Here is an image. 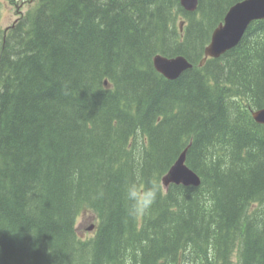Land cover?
<instances>
[{"label": "trees", "instance_id": "1", "mask_svg": "<svg viewBox=\"0 0 264 264\" xmlns=\"http://www.w3.org/2000/svg\"><path fill=\"white\" fill-rule=\"evenodd\" d=\"M239 1L34 0L0 35V264H264V20L199 66ZM158 54L193 68L168 80ZM185 149L201 186L165 188Z\"/></svg>", "mask_w": 264, "mask_h": 264}, {"label": "water", "instance_id": "2", "mask_svg": "<svg viewBox=\"0 0 264 264\" xmlns=\"http://www.w3.org/2000/svg\"><path fill=\"white\" fill-rule=\"evenodd\" d=\"M182 8L194 13L199 7L200 0H179ZM264 20V0H242L230 7L224 21L213 31L211 41L205 49L200 67H204L208 59H219L236 48L242 41L250 25ZM157 72L166 79L174 81L183 73L193 68V64L184 56L166 57L158 54L153 59ZM253 119L264 125V108L251 110ZM187 150L185 149L169 172L163 177L165 188L170 185H182L198 188L201 178L187 164Z\"/></svg>", "mask_w": 264, "mask_h": 264}, {"label": "rangeland", "instance_id": "3", "mask_svg": "<svg viewBox=\"0 0 264 264\" xmlns=\"http://www.w3.org/2000/svg\"><path fill=\"white\" fill-rule=\"evenodd\" d=\"M34 4V0H0V35L13 26ZM98 224L99 219L94 212H81L76 222L79 237L83 240L93 238ZM233 260L237 262L236 256Z\"/></svg>", "mask_w": 264, "mask_h": 264}, {"label": "clouds", "instance_id": "4", "mask_svg": "<svg viewBox=\"0 0 264 264\" xmlns=\"http://www.w3.org/2000/svg\"><path fill=\"white\" fill-rule=\"evenodd\" d=\"M125 194L130 202L128 213L135 217L147 212L156 202L158 195L162 194V190L155 180L148 184L139 181L128 184Z\"/></svg>", "mask_w": 264, "mask_h": 264}, {"label": "bare ground", "instance_id": "5", "mask_svg": "<svg viewBox=\"0 0 264 264\" xmlns=\"http://www.w3.org/2000/svg\"><path fill=\"white\" fill-rule=\"evenodd\" d=\"M189 14V13H188ZM192 15V14H191ZM183 18V17H182ZM183 21V20H182ZM187 22V21H186ZM184 26V25H183ZM208 45V44H207ZM154 59V58H153ZM214 60V59H213ZM155 69V68H154ZM161 75V74H160ZM230 107V106H229ZM231 109V108H230ZM254 110V109H253ZM256 110V109H255ZM234 112V111H233ZM231 115V114H230ZM235 118V117H234ZM255 121V120H254ZM178 186V185H177Z\"/></svg>", "mask_w": 264, "mask_h": 264}]
</instances>
